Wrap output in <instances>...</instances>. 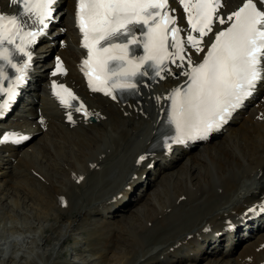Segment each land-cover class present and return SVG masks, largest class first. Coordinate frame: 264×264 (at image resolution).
<instances>
[{
  "label": "bare ground",
  "instance_id": "bare-ground-1",
  "mask_svg": "<svg viewBox=\"0 0 264 264\" xmlns=\"http://www.w3.org/2000/svg\"><path fill=\"white\" fill-rule=\"evenodd\" d=\"M3 1L0 0V3ZM64 5H66V10L62 15V21L67 26L66 35L70 44L59 52L66 56L71 71H74L72 57L73 55H76L75 58L78 57L81 51L74 43L71 9L68 7L71 5V1L66 0ZM43 74L41 72L38 76ZM70 78L80 84L76 75L70 73ZM45 82V78L37 81L35 90L43 89L40 85ZM168 86L169 83L163 82L155 86L151 92L145 91L141 105L134 102L115 104L100 96L89 97V106L102 114V118L87 126L78 124L73 128L64 126L53 107L42 98L43 112L49 119L48 128L41 133L43 140L47 138L49 131L54 130L66 136L70 134L71 137L78 136L82 146L81 148L79 146L78 154L71 151L70 157L58 158L63 163L62 165L66 166L65 171L61 172V176H52L55 168H51V171L48 172L40 166L42 158L38 157L42 151L39 147L43 146V140L24 150L13 151L8 147H0V152L6 149L9 151L7 156L0 154L1 208H4L3 206L8 203L11 197L10 176L15 174L16 179L20 177L18 170L20 173H24V176L31 173L33 177H36L33 174L37 173L44 178L46 183L43 182V196L49 195L53 201L50 206H55V209L50 210L53 212H48V216H46L48 217L47 224L41 227V230L39 229L41 231L39 236L42 237L43 233H47L45 229L50 228L51 233L55 236L51 248L46 247L49 245L42 248L39 244L26 247L24 239L29 238L27 233H31L23 229L17 230L13 225L9 227L7 224L10 220L8 219L12 214L7 216L6 211L0 212V264H16L12 258L18 259V264H27L26 260L32 255H35L41 264H55L52 259H48V251L51 250L53 254H58L57 246L70 237V232L74 227L84 241L87 244L90 243L91 239L95 237L94 235L99 234L93 230L95 226L89 227L93 222L99 223L101 229L105 224L103 226L100 222H108L114 228L111 231L107 230L108 233L104 234L108 237L98 236L97 241L100 240L101 244L109 243L104 247H109L111 244L113 246L117 240L129 247L121 238L119 239L118 233L125 231L137 238L139 242L134 240L135 245L136 243L143 245L146 244L144 239L153 234L151 233L153 229L156 228L157 231L162 227L164 229L171 226L162 232L160 240H154L147 244L145 249L139 251L136 259L142 257L143 260L135 263L136 260L133 257L135 254L131 248L126 253L122 264H148L151 261L153 264H163L158 259L160 256L166 259V264H182L184 262L197 264L204 247L210 243L215 252L211 255L213 259H206L207 264H261L264 261V249L256 251L264 241L263 220L252 222L256 231L244 244L239 245L240 249L235 254L232 251L241 237L230 233L226 237L227 242H231L229 250H217L219 239L223 235L215 236V232L223 229L226 219L236 217V221L242 220L245 217L243 212L246 207L264 195L263 103L257 100L255 101L256 105L253 103L244 113L235 116L233 123L227 126L226 132L219 136V140L213 143L211 140L202 148L194 150L176 149L171 156L153 157L141 166H137L135 159L151 143L158 115V100L155 99L152 103V96L156 98L157 95H161ZM33 122L36 123V121ZM53 138L56 137L52 136L51 139ZM50 142L52 143V141ZM52 144L55 145V143ZM10 157H14L16 162L13 163ZM151 159L154 166L147 168L146 165ZM92 163L95 164L94 167L91 166ZM147 171L156 181V187L152 191L151 188H147L149 191L145 193L148 195L147 199L153 204L143 210L145 225H141V230H144L147 223L154 228L150 232L147 229L141 232L132 225L122 227V220L118 218L116 221L114 217V207L122 196L128 194L130 187H134L141 181V177ZM135 174L137 176H134ZM79 175H84V178L77 184L76 178ZM147 176L148 174L146 178ZM25 177L27 178V176ZM52 177L55 180H52ZM16 179L14 180L16 181ZM22 181H26V179ZM4 183L7 184L3 185ZM144 186L143 184L142 187ZM80 187L86 188L85 191L78 190ZM157 193L158 198H155ZM118 194H121V197H118ZM62 196L68 198L65 208L60 205ZM6 197L8 199L4 201ZM15 200L11 204H16ZM42 200L44 199L42 198ZM91 202L94 203L93 206H90ZM141 205L139 204L136 208L144 206ZM155 205L159 209H156ZM70 210H75L76 215L68 214ZM107 213H110L112 220L107 219ZM176 221L178 223L174 225ZM49 223L51 224L49 225ZM188 235L190 238L187 237ZM49 239L48 235L41 241L44 244ZM171 246L173 248L170 251ZM35 247L41 249V255ZM136 248L134 246V249ZM152 251L155 256L151 254ZM205 257L208 258V254ZM23 258L26 260L20 262V259ZM5 261L8 262L5 263Z\"/></svg>",
  "mask_w": 264,
  "mask_h": 264
},
{
  "label": "snow or ice",
  "instance_id": "snow-or-ice-1",
  "mask_svg": "<svg viewBox=\"0 0 264 264\" xmlns=\"http://www.w3.org/2000/svg\"><path fill=\"white\" fill-rule=\"evenodd\" d=\"M176 2L186 14V25L178 23L177 8L170 7V0H74L75 25L87 50L81 71L92 91L116 99L114 92L136 89V78L150 72L160 80L184 77L164 97L171 102L166 118L175 127L169 148L207 138L220 129L264 82V0H242L231 13H222L223 0ZM9 3L18 6V15L0 13V117L25 83L32 62L30 49L55 20L58 0ZM18 16L27 17L30 24ZM138 48L142 55L135 54ZM14 54L25 59L16 62ZM197 54L202 55L194 59ZM170 64L181 71L174 73ZM7 68L14 70V78ZM64 71L57 57L56 72ZM52 89L62 106L74 107L71 101L78 97L70 89L55 82ZM74 110L90 115L82 102ZM67 119L73 121L71 111ZM25 139L12 133L3 135L0 143Z\"/></svg>",
  "mask_w": 264,
  "mask_h": 264
},
{
  "label": "rangeland",
  "instance_id": "rangeland-1",
  "mask_svg": "<svg viewBox=\"0 0 264 264\" xmlns=\"http://www.w3.org/2000/svg\"><path fill=\"white\" fill-rule=\"evenodd\" d=\"M52 136H55L56 138H53V139L50 138L49 141L47 140V138H44V140L42 141L43 146L39 147L42 152L39 153L38 158L39 159L42 158V162H41L40 166L44 170H48V172H49V171H51V168L52 169L55 168L54 174L52 176H58V175L61 176V172L63 173V171H65L66 166H63L62 165L63 163H61V161H59L58 158L70 157L69 155H71V151L73 153L76 152L75 154H78L79 150L82 146V142H80L78 140V138H79L78 136L73 135L71 137V134L69 136H66L65 134H63L61 132H57V131H54ZM57 139L59 141H56ZM53 140H55V142H53ZM50 141H52V143H55V145H53ZM77 142H79V143H77ZM118 142H120V140H118ZM80 143H81V145H79ZM52 145H53V147L50 148ZM79 146H80V148H79ZM62 148H64V149H62ZM62 150L65 152V154ZM66 160H68V159H66ZM64 162H65V160H64ZM148 171L141 177L140 182H138L134 187L129 188L128 194L126 196L121 197V200L119 202H117L118 204L116 203L117 205L114 207L113 213L118 212L119 203L123 200L124 197L129 196V194L137 186H142L143 184L145 185L146 188H152L153 186H155L156 181L154 180V178L151 177V174H149ZM57 172H60V173H57ZM147 174L150 175V177L147 179H148V181H149V179H151V181H153L152 184L150 182L145 181ZM33 175L38 177L40 179V181H38L39 180L38 178L33 177L31 175V173L26 174L25 175V176H27L26 181H22V182L14 180L15 174L10 176L11 181H10L9 191L11 192V197H10L8 203L3 206L4 208H1L2 204H0V209H1L0 212L4 213L6 211L5 213L7 216H10V214H12L10 216V218L8 219V220H10V222L7 224L9 227H11L13 225V227H15V229H17V230L23 229V230L31 233V234L27 233V236H29V238L24 239V245L26 247H28V246L31 247V246H35L36 244H39L40 247H42V248L45 247L46 245H49V246H46L47 248H51L53 246V242H54L53 239L55 236L51 233L50 228L45 229V230H47L46 231L47 233L46 234L43 233L42 237L39 236V235H41V231H39V229L47 224L46 221H47L48 217H46V216H48V212L49 213L53 212L50 210L55 209V206H50L51 202H53V201H52V199H50L49 195L43 196L42 190H44V183H46L44 178L40 177V175H38L37 173H35ZM53 179L55 180L54 177H52V180ZM6 184L7 183H4L3 185H6ZM12 186H14V187L11 188ZM155 187H153V189ZM161 187H163V186H161ZM40 192H41V195H39ZM147 197H148V195L145 194L144 198L140 201V203H138V205H137V202H139V200H137L135 203L136 206L134 205V203H128L124 207V210L121 211V212H123L122 214H120L119 216H118V214L115 215L116 221H118V218H120L123 222V223H121L122 227H128V226L132 225L133 227L137 228L138 231L142 232V231H145L147 229V231L149 230V232H150L154 227L149 226L150 225L149 223L146 224L144 230H141V225L142 226L145 225L144 224V216L142 215L143 210L146 209V207H150L151 204H153V202L149 201V199H147ZM42 198L44 200H42ZM155 198H158V193H157V196ZM7 199L8 198L6 197V200H4V201H7ZM134 199H135V197H134ZM14 200L17 201V203H16L17 208H16V204H11ZM2 203H5V202H2ZM139 204L140 205L142 204L141 206H143V205L144 206L141 208L140 207L136 208L139 206ZM154 207L156 209L158 208L157 205H155ZM7 213H9V214H7ZM76 213L77 212L74 210V211H70L68 214H71L73 216ZM12 218H13V220H11ZM67 220H69V219H67ZM100 223H104V222H100ZM50 224L51 223H49V225ZM104 224H102V225L104 226ZM139 224H140V226H139ZM109 225H108V227H106L107 224H105L103 229H100L98 227L93 228V230H95L99 234L98 235L96 234L97 237H96V235H94L95 237H93L92 238L93 240L91 239V242L88 244L84 241L83 237L78 233L77 229L74 227L72 229V231L70 232V234H71L70 237H68L64 243L62 242V244L57 246L56 250H57V252L59 251L58 254L57 253L53 254L51 250L48 251V259L49 260L52 259L53 263H55V264H122L126 253L128 251H130L132 248L134 251V254H135L133 257L136 260L135 263H137V262L143 260L142 257L136 259L137 255L139 254V251L141 249H145L147 244L152 243L154 240H160L159 238L161 237V232L163 230V227L158 229L157 231H156V228L153 229V231L151 232L153 234L152 235L150 234L147 238L144 239L146 244H143V245L141 243H136V245H135V243L133 241L134 240H136V242H139V241L137 240V238H135L134 235L132 236V234H130L126 231L120 232V233H118L119 239L121 238L123 240V242L128 244L130 249L128 246H125V245L119 243L118 240L116 241V243L113 246L110 243L111 245H109V247H104V246H107L109 243L108 244L105 243L103 245V244H101L102 242L100 240L97 241V238H98V236L102 237V234L108 233L107 230L113 228V226H109ZM254 232H252V233H254ZM48 235L50 236V239L47 241V243L43 244V241H41V240H43L44 237L45 236L47 237ZM236 236L240 237V235L238 233L236 234ZM76 240H77V242H76ZM241 242H242V239L240 238L236 242V247ZM211 245L212 244L210 243L205 247H211ZM225 245H226V243H223L221 241V243L219 244V247H221V246L224 247ZM134 246H135V248L136 247L137 248L134 249ZM236 247L234 248V251H232L233 254H235ZM35 248H36V250H38V252L41 250V249H39V247H35ZM217 250H219L218 247H217ZM210 251H212V250L211 249L207 250L208 253H210ZM237 251H238V249H237ZM41 253L42 252L40 251V255H41ZM151 254H154L153 256H155L154 251H152ZM205 255H207V253L204 250L200 254L198 261H197V264H207L206 261L208 259H213L212 257L206 258ZM32 256H30V258L27 259L28 261L26 260V258H23L22 260L20 259V262H24L26 260L27 264L28 263L29 264H41L39 262V260H37L35 258V255H32ZM12 260H13V262L16 261V264L19 263L18 259L12 258ZM160 261H161V263L166 264V260L164 258H162V260L160 259ZM7 262L8 261H5V263H7ZM7 264H11V263H7ZM148 264H153V262L151 261ZM182 264H187V263L184 262Z\"/></svg>",
  "mask_w": 264,
  "mask_h": 264
}]
</instances>
